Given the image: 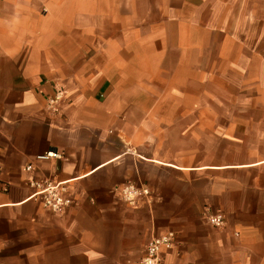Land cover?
Instances as JSON below:
<instances>
[{
	"label": "crops",
	"instance_id": "0c3cea01",
	"mask_svg": "<svg viewBox=\"0 0 264 264\" xmlns=\"http://www.w3.org/2000/svg\"><path fill=\"white\" fill-rule=\"evenodd\" d=\"M246 1L221 57L215 27L137 38L116 17L134 0H0V264H137L167 230L163 264H264V0ZM58 183L55 213L40 191ZM130 183L151 195L123 199Z\"/></svg>",
	"mask_w": 264,
	"mask_h": 264
},
{
	"label": "rangeland",
	"instance_id": "374dc122",
	"mask_svg": "<svg viewBox=\"0 0 264 264\" xmlns=\"http://www.w3.org/2000/svg\"><path fill=\"white\" fill-rule=\"evenodd\" d=\"M250 4L251 2L246 0H134L129 6L127 2H121L116 17L120 16L123 19L130 11V23L134 22V26L141 29L136 37L143 41L156 42V44L160 42L168 45L176 44L179 38H182L183 42H191L190 29L194 24L215 27L220 30L213 35L216 44L215 53L217 56L224 57L233 55L230 51L235 50L234 48L227 52L222 50L221 39L225 33L227 34L224 31L228 30L233 39L237 41L244 37L242 31L251 26L247 18ZM111 5V3L104 2L103 10H109ZM91 6L89 4V7ZM72 9H75L74 6ZM131 12H134V18ZM258 19L257 26L264 29V14L260 13ZM102 22L105 27L113 24L110 17L103 18ZM165 28L169 31L167 36L164 34L166 31L160 34ZM179 29L184 30V35L173 34ZM206 42V39L201 40L203 44Z\"/></svg>",
	"mask_w": 264,
	"mask_h": 264
},
{
	"label": "built area",
	"instance_id": "2783aa9c",
	"mask_svg": "<svg viewBox=\"0 0 264 264\" xmlns=\"http://www.w3.org/2000/svg\"><path fill=\"white\" fill-rule=\"evenodd\" d=\"M68 91L64 87L56 89L55 95L49 100L50 107L58 111V105L66 98ZM43 157H61L58 152H48ZM31 166H28L30 169ZM123 199L134 203L141 196L151 195V190L143 185L127 184L120 190ZM41 199L45 207L55 213H60L71 204V198L66 194V189L60 184L48 185L41 191ZM207 221L215 227H223L226 219L223 213L205 210ZM178 233L175 230H167L160 234L152 236L145 248L143 256L139 259L138 264H163L165 249H172L177 242Z\"/></svg>",
	"mask_w": 264,
	"mask_h": 264
}]
</instances>
